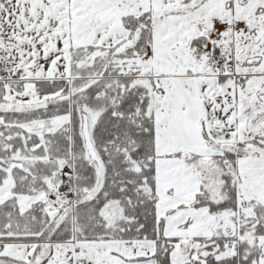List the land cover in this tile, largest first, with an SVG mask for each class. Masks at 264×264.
<instances>
[{"label": "snow or ice", "instance_id": "1", "mask_svg": "<svg viewBox=\"0 0 264 264\" xmlns=\"http://www.w3.org/2000/svg\"><path fill=\"white\" fill-rule=\"evenodd\" d=\"M0 264H264V0H0Z\"/></svg>", "mask_w": 264, "mask_h": 264}]
</instances>
